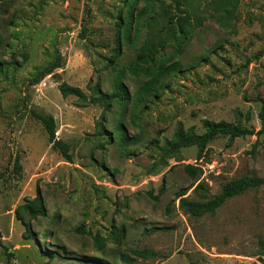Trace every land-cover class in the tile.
<instances>
[{"label":"rangeland","instance_id":"1","mask_svg":"<svg viewBox=\"0 0 264 264\" xmlns=\"http://www.w3.org/2000/svg\"><path fill=\"white\" fill-rule=\"evenodd\" d=\"M136 1L128 34L122 19L130 0H0V264H264V186L200 217L176 199L181 189L201 199L235 177H264V134L231 145L220 137L202 159L196 146L187 147L165 167L158 149L179 122L203 132V119L235 121L237 109L251 111L248 125L261 129L264 0H227L230 18L226 0H189L188 33L167 28L168 13L183 14L177 0ZM152 42L159 48L152 69L176 65L155 98L114 102L104 112L102 104L62 96V81L89 96L97 85L114 92L118 70ZM118 43L121 54L110 64ZM58 53L62 67L33 84ZM144 79L127 71L125 83L136 94ZM33 110L55 116L72 162L51 147ZM186 164L203 172L192 178ZM199 182L206 190H194ZM38 190L47 214L23 212L36 233L28 238L15 210ZM80 226L103 237V248L76 232ZM153 226L160 228L146 231Z\"/></svg>","mask_w":264,"mask_h":264},{"label":"trees","instance_id":"2","mask_svg":"<svg viewBox=\"0 0 264 264\" xmlns=\"http://www.w3.org/2000/svg\"><path fill=\"white\" fill-rule=\"evenodd\" d=\"M136 0H130V11L126 19H122V23L127 25L128 34L131 32L132 24L136 17L134 15V8L136 5ZM223 6V12L227 14V17L234 13L230 8H228L229 1H224L221 3ZM177 8L183 14L180 13H168L166 16L168 18L167 28H173L174 26L178 27V30L183 33H188L187 29V19L185 12H188V8L191 5L189 0H177ZM177 17V18H176ZM173 26H172V25ZM0 43H2V36L0 35ZM121 44L118 43L116 48V54L111 59L110 64L114 63L121 54ZM159 52V48L156 47L155 42L146 44L142 46L141 50L137 53L134 63L129 66L121 67L118 70L116 79H115V91L114 92H103L100 85L96 86V94L89 96L81 87L72 85L66 81H62L58 88L64 97L70 95L78 96L81 100L89 104H102L104 106V112L111 110L114 102H124L127 103L130 100L140 104L147 99L148 96L155 98L158 96V87H163V77L165 74L169 73L170 70L175 69L176 65L167 67L165 65H159L155 69H152V66L155 65V56ZM24 60L27 59V54H23ZM64 61L61 53H58L54 61L44 67L39 71L33 78V84L40 83L47 75L55 74L54 71L62 67ZM4 63L0 61V66ZM129 71L132 74L138 76L140 73L144 74L145 79L143 80L138 92L133 94L129 87L125 83L126 72ZM32 115L36 117L43 123V126L46 130L48 141L51 144V147L54 150H57L61 155L67 160L73 161V154L71 152V146L68 142L59 138L57 135V122L56 118L52 114H45L33 110ZM235 121L227 120H213L205 118L203 119V132H197L193 128H185L182 122L178 123L176 130L173 133L171 138L164 140L162 145H158L160 160L162 166L169 165V159L181 160L183 154L182 150L187 147L196 146L198 149L197 159H202L205 157L207 150L209 149L210 143L215 141L220 137H225L228 140V145L233 144L234 140L237 137H244L247 135H257L260 136L264 134V100L262 101L261 109L259 112V118L262 121L263 126L261 129L257 130L256 128L249 126L248 122L251 120V111L244 113L241 110L235 111ZM104 118V115H103ZM124 132V130H123ZM110 133V132H109ZM124 141L127 142V134L124 132ZM256 144L254 145V147ZM16 167L21 168L19 159L16 160ZM185 171L192 177L197 178L202 172L203 168L199 165L186 164L184 167ZM197 181V179H196ZM193 184L191 187H193ZM264 186V177L258 176L257 174H246L240 177H235L226 183L223 184L221 190L216 194H201V199H193L189 196H186L187 189H181L177 195L176 199L179 198L180 206L185 209L188 213L200 217L207 213L214 214L224 203L229 199L240 195L247 190L253 188H259ZM190 187V188H191ZM195 191L206 190L205 184L199 182L195 185ZM148 194L154 198L158 199V195H154L152 190L148 191ZM171 206L168 205L167 211L169 212ZM23 212L28 213L31 218H36L38 216H45L47 214L46 207L44 205V200L41 194V191L38 190L37 195L28 200L26 203L19 205L15 213L19 220L23 221L26 226L25 233L27 237H36L35 231L32 229L31 222L26 221L25 215ZM160 227L153 226L149 229H146L147 232L153 233L159 230ZM76 232L87 233L90 236H93L95 243L99 249H102L105 244V239L87 230L84 226L76 228ZM115 232V231H114ZM11 256V253H8ZM135 254L140 256H145V252L142 250H136ZM54 253H50V259H52ZM49 259V260H50ZM123 259L131 261L132 258L127 255H123ZM49 262V261H48ZM45 263V264H48ZM95 264H103L100 260H96Z\"/></svg>","mask_w":264,"mask_h":264}]
</instances>
